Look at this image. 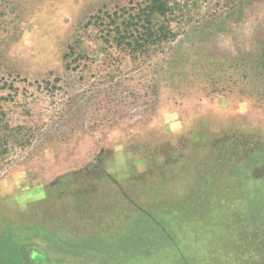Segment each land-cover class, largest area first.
Masks as SVG:
<instances>
[{
	"label": "rangeland",
	"instance_id": "obj_1",
	"mask_svg": "<svg viewBox=\"0 0 264 264\" xmlns=\"http://www.w3.org/2000/svg\"><path fill=\"white\" fill-rule=\"evenodd\" d=\"M138 1L0 0V264H264V0Z\"/></svg>",
	"mask_w": 264,
	"mask_h": 264
},
{
	"label": "trees",
	"instance_id": "obj_2",
	"mask_svg": "<svg viewBox=\"0 0 264 264\" xmlns=\"http://www.w3.org/2000/svg\"><path fill=\"white\" fill-rule=\"evenodd\" d=\"M249 0H230L227 5L228 13L237 5ZM173 7L170 0H141L132 2L120 10L109 13L110 23H113L109 32L117 47L124 51L137 53L149 52L155 46L175 36L170 23ZM226 12L223 10L219 15ZM232 12L230 13V15ZM119 20V22L117 21Z\"/></svg>",
	"mask_w": 264,
	"mask_h": 264
},
{
	"label": "flooded vegetation",
	"instance_id": "obj_3",
	"mask_svg": "<svg viewBox=\"0 0 264 264\" xmlns=\"http://www.w3.org/2000/svg\"><path fill=\"white\" fill-rule=\"evenodd\" d=\"M107 174H108V175H106L104 179H105L109 184L112 183V182H114V180L112 179V173H111V172H108ZM43 189H44V190L42 191L43 194H44L46 191H51V187H49V190H47L46 188H43ZM31 195H32V193H31ZM25 201H26V200H23V197H21L20 200H19V202L22 203V204H24ZM4 215H5V214H3V216H2V214H0V219H1V218L6 219V222H4L3 224H5V223H10V224L14 223V221L12 220V216L9 217V218H10V221L12 222V223H11V222L8 220V218H7L6 216H4ZM0 227H1V223H0ZM0 230H1V228H0Z\"/></svg>",
	"mask_w": 264,
	"mask_h": 264
},
{
	"label": "crops",
	"instance_id": "obj_4",
	"mask_svg": "<svg viewBox=\"0 0 264 264\" xmlns=\"http://www.w3.org/2000/svg\"><path fill=\"white\" fill-rule=\"evenodd\" d=\"M77 237H79V236H77Z\"/></svg>",
	"mask_w": 264,
	"mask_h": 264
}]
</instances>
